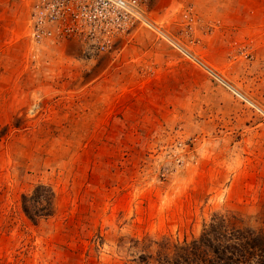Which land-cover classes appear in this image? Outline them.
I'll return each instance as SVG.
<instances>
[{
	"label": "rangeland",
	"instance_id": "rangeland-1",
	"mask_svg": "<svg viewBox=\"0 0 264 264\" xmlns=\"http://www.w3.org/2000/svg\"><path fill=\"white\" fill-rule=\"evenodd\" d=\"M30 5L0 0V264H129L215 213L264 232V0H147L163 36L108 51L33 43Z\"/></svg>",
	"mask_w": 264,
	"mask_h": 264
},
{
	"label": "trees",
	"instance_id": "trees-1",
	"mask_svg": "<svg viewBox=\"0 0 264 264\" xmlns=\"http://www.w3.org/2000/svg\"><path fill=\"white\" fill-rule=\"evenodd\" d=\"M46 184L20 195L21 210L31 221L52 212ZM136 252L129 264H264V232L239 224L236 216L215 213L196 237L173 241L148 236L132 240Z\"/></svg>",
	"mask_w": 264,
	"mask_h": 264
},
{
	"label": "built area",
	"instance_id": "built-area-1",
	"mask_svg": "<svg viewBox=\"0 0 264 264\" xmlns=\"http://www.w3.org/2000/svg\"><path fill=\"white\" fill-rule=\"evenodd\" d=\"M146 1L31 0L29 38L33 43L75 42L91 50L108 51L113 49L115 39L129 33L136 22L163 36L144 18Z\"/></svg>",
	"mask_w": 264,
	"mask_h": 264
}]
</instances>
